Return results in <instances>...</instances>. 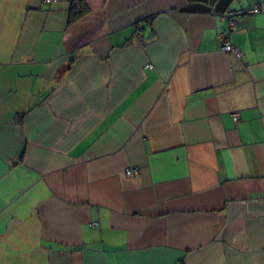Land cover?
Instances as JSON below:
<instances>
[{
	"label": "crops",
	"instance_id": "0c3cea01",
	"mask_svg": "<svg viewBox=\"0 0 264 264\" xmlns=\"http://www.w3.org/2000/svg\"><path fill=\"white\" fill-rule=\"evenodd\" d=\"M71 2L0 0V264H264V0Z\"/></svg>",
	"mask_w": 264,
	"mask_h": 264
},
{
	"label": "built area",
	"instance_id": "2783aa9c",
	"mask_svg": "<svg viewBox=\"0 0 264 264\" xmlns=\"http://www.w3.org/2000/svg\"><path fill=\"white\" fill-rule=\"evenodd\" d=\"M56 2V0H44V3L51 4ZM259 13H264V3L256 2L252 6L239 9L227 11L223 16L220 17L221 21L224 23L225 27L219 31L216 37V41L220 50L226 54L233 55L237 59L242 58V53L237 48L233 47L230 43V36L236 31L237 19L244 15H257ZM136 42L139 45H143V37L139 31H136ZM150 68V67H149ZM233 122L236 124L238 122V115L234 114L232 116ZM127 177H138L139 169L129 168L125 171Z\"/></svg>",
	"mask_w": 264,
	"mask_h": 264
},
{
	"label": "trees",
	"instance_id": "16d2710c",
	"mask_svg": "<svg viewBox=\"0 0 264 264\" xmlns=\"http://www.w3.org/2000/svg\"><path fill=\"white\" fill-rule=\"evenodd\" d=\"M77 9H79L81 11V13L84 12V0H72L71 5H70V12L72 13L73 11H75ZM75 16H72V14H71L69 22H72L74 20Z\"/></svg>",
	"mask_w": 264,
	"mask_h": 264
}]
</instances>
